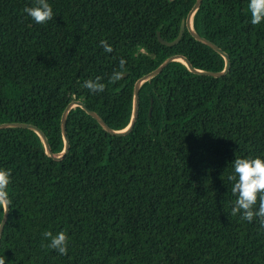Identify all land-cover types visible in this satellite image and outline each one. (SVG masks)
<instances>
[{"label": "trees", "instance_id": "trees-1", "mask_svg": "<svg viewBox=\"0 0 264 264\" xmlns=\"http://www.w3.org/2000/svg\"><path fill=\"white\" fill-rule=\"evenodd\" d=\"M45 24L0 0V168L11 170L12 205L0 237L6 264H264L259 220L231 216L232 162L264 158V22L249 0H48ZM181 26L180 40L172 45ZM106 40L113 52L100 44ZM122 79L109 83L120 60ZM102 77L103 92L83 87ZM4 209L0 207V223ZM46 231L69 237L68 254L46 247Z\"/></svg>", "mask_w": 264, "mask_h": 264}, {"label": "clouds", "instance_id": "clouds-1", "mask_svg": "<svg viewBox=\"0 0 264 264\" xmlns=\"http://www.w3.org/2000/svg\"><path fill=\"white\" fill-rule=\"evenodd\" d=\"M252 25H259L264 22V0H249L247 5ZM34 22L45 24L54 17L53 9L48 0H32V5L23 8ZM106 53L113 52V47L106 40L100 41ZM126 61L121 59L120 70H114L109 77V83H115L122 79L125 71ZM83 87L92 93H99L105 90V83L102 77L88 79L83 82ZM233 174L228 176L232 181L231 192L236 198L231 208L230 215H239L240 219L252 223L254 219L259 220L260 227L264 229V158L257 157H235L232 162ZM11 183V170L0 168V207L8 211L12 201L9 198L8 187ZM43 237L49 240L45 245L56 250L60 255L68 254L69 237L64 231L55 235L46 231ZM0 264H6V257L0 256Z\"/></svg>", "mask_w": 264, "mask_h": 264}, {"label": "water", "instance_id": "water-1", "mask_svg": "<svg viewBox=\"0 0 264 264\" xmlns=\"http://www.w3.org/2000/svg\"><path fill=\"white\" fill-rule=\"evenodd\" d=\"M202 0H196L194 6L192 7L189 15L187 16V19H186V24L185 26L187 27L188 31L190 32V34L196 38L197 40L203 42L204 44L210 46L211 48H213L215 51H217L220 55H222L226 61V68L225 70H223L222 72L220 73H205V72H198V71H195L192 67V64L189 62V60L185 57H182V56H173V57H170L168 58L165 62H163L158 68H156L154 71L150 72L149 74L143 76L140 80L137 81V83L135 84V87H134V105H133V114H132V119H131V123L130 125L128 126V128L124 131H120V132H115L111 129H109L104 123L103 121H101V119L93 112L87 110L85 108V106L81 103V102H72L70 103L64 113H63V116H62V119H61V131H62V136H63V140H64V150L63 152L60 154V156L58 158H55V160H60L62 159L69 151V140L67 138V135H66V125H65V120H66V116L68 114V112L75 106H79L83 109H85L93 118H95L96 120H98L101 124V126L106 130L108 131L110 134L112 135H115V136H120V135H125L127 134L134 126L135 124V120H136V116H137V110H138V90H139V87H140V84L144 81V80H147L149 78H151L152 76H155L156 74H158L163 68H165V66L172 62V61H183L185 62V64L188 66V68L195 72V73H198V74H206V75H211V76H222V75H225L228 71V67H229V60H228V56L222 52L218 47H216L214 44L208 42L207 40L201 38L199 35H197L192 27H191V24H190V21H191V17L192 15L194 14V12L198 9V7L200 6ZM184 31V26H181V29H180V32L178 34V36L175 38L174 41L172 42H165L161 39L160 35L158 34V40L159 42H161L162 44L164 45H168V46H172L174 44H176L181 36H182V33ZM10 127H23V128H29V129H32L34 131H36L42 138V140L44 141V145H45V148H46V151H47V154L49 156H52V152L50 150V147H49V144H48V141L45 137V135L43 134V132H41L39 129H37L36 127L32 126V125H27V124H18V123H11V124H3V125H0V129L1 128H10ZM7 217H8V211L5 212L4 210V214H3V218L1 220V223H0V237H1V234H2V231H3V228H4V225L6 223V220H7Z\"/></svg>", "mask_w": 264, "mask_h": 264}]
</instances>
